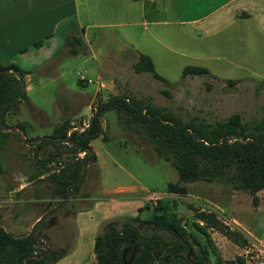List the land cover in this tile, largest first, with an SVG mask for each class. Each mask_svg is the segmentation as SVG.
Here are the masks:
<instances>
[{
  "label": "rangeland",
  "instance_id": "obj_1",
  "mask_svg": "<svg viewBox=\"0 0 264 264\" xmlns=\"http://www.w3.org/2000/svg\"><path fill=\"white\" fill-rule=\"evenodd\" d=\"M225 1L229 0H154L145 23L136 26H107L101 13L97 25L87 31L91 45L86 53L81 50L77 56H69L68 48L64 49L67 57L61 77H23L29 101L19 104L3 124L11 128L24 124L25 133L17 129L25 140L12 132H5L10 133L5 142L0 140V224L7 232L17 238L27 236L46 217V225L38 231L45 235L42 243L56 253L69 251L70 255L77 242L76 212L104 197L101 184L135 182V194H153L154 202L176 201L172 209L187 228L193 229L194 213L199 210L214 212L242 233L248 240L245 246L209 231L213 248L223 260L240 257L245 264H264V189L256 194L257 206L252 195L220 183L186 184L188 193L183 196L167 193L168 184L179 181L177 171L157 157L139 129L122 125L114 111L101 117L105 141L92 142L101 162L86 167L82 183L69 198L56 193L51 175L76 161L67 152L70 146L59 145L58 149L47 142L38 148L43 141L29 143L51 136L64 124L72 127L70 132L81 131L97 102L115 95L143 99L184 121L198 118L215 124L233 114H239L244 123L264 119V0H253L252 7L263 12L253 10L251 18L227 20L217 29L187 24ZM141 54L152 59L156 73L165 81L134 72ZM187 66L205 67L210 74L183 78ZM53 153L59 156L50 164ZM84 156L80 153L77 159ZM145 207L140 210L143 220L156 214ZM52 210L55 212L49 215ZM139 226L143 234L151 233ZM105 228L100 227L96 237ZM162 236L171 239L168 234ZM193 249L198 252L196 246ZM84 258L88 260L90 255ZM215 259L210 255L212 264Z\"/></svg>",
  "mask_w": 264,
  "mask_h": 264
},
{
  "label": "trees",
  "instance_id": "obj_2",
  "mask_svg": "<svg viewBox=\"0 0 264 264\" xmlns=\"http://www.w3.org/2000/svg\"><path fill=\"white\" fill-rule=\"evenodd\" d=\"M41 44L42 41L35 43V46ZM66 48L69 56H77L81 50L87 52L86 44L75 32L66 36ZM11 68L22 79L31 74L15 64L0 63V118L3 115V123L19 104L29 101L27 93L22 94L21 82L12 73L6 72ZM133 70L136 74L149 73L155 79L165 81L156 73L154 63L147 55L138 57ZM209 74L205 67L187 66L182 77ZM110 111L116 113L122 125L139 129L153 145L157 157L169 162L177 171L179 181L168 184L167 193L183 196L188 193L186 184L220 183L252 195L254 205H258L256 194L264 189V119L244 123L239 114H233L215 124L198 118L184 121L143 99L118 95L97 102L88 127L84 130L68 134L72 127L64 124L37 146L40 148L47 142L58 149L59 145L70 146L67 152L76 161L51 175L56 193L63 198H69L70 193L82 183L83 178L80 181L79 178L83 162L86 161L87 168L96 164L97 157L90 143L100 136L105 140L101 117ZM15 127L25 133L24 124L18 123ZM9 134L3 132L0 125L2 142L8 139ZM80 153L85 156L77 159ZM58 156V153H53L48 162L53 163ZM176 206V201H151L145 207L156 212L151 218L143 220L137 216L125 220L120 228L114 225L106 227L95 239L96 264H156V260L158 264H212L210 255L216 258L214 264H245V260L240 257L237 261H225L218 256L209 231H216L238 245L245 246L248 240L242 233L233 230L214 212L199 210L194 213L196 221L192 225L193 229L187 228L183 218L172 209ZM53 212H49V215ZM45 220L46 217L41 218L29 235L18 238L0 224V264H56L66 256L69 251L56 253L50 250L46 253L36 247L42 243L41 237H45L38 233L46 225ZM139 225L151 233L143 234ZM197 232L204 237L205 242ZM162 233L168 234L171 239H165ZM194 246L198 252L194 251Z\"/></svg>",
  "mask_w": 264,
  "mask_h": 264
},
{
  "label": "crops",
  "instance_id": "obj_3",
  "mask_svg": "<svg viewBox=\"0 0 264 264\" xmlns=\"http://www.w3.org/2000/svg\"><path fill=\"white\" fill-rule=\"evenodd\" d=\"M153 2L154 0H0V63L15 64L20 69L31 72L27 76L40 74L41 77L59 78L62 75L63 61L67 57L63 54L65 38L70 32H75L89 47L91 43L86 40L87 31L97 25L98 15H105L107 26H136L145 20ZM253 5L255 6L253 0L225 1L213 8L207 16L187 21V24L206 30L217 29L227 20L251 18L252 13H255L253 10L263 12L261 9H252ZM40 41L42 44L35 46ZM99 138L105 141L102 136ZM92 142L90 146L97 161L101 162ZM137 188L135 182L111 186L101 184L100 190L104 197L93 199L89 208L76 212L74 222L78 233L75 248L56 264L94 263L92 251L100 227H118L117 223L126 218L141 217L140 210L147 202L152 201L153 194H135ZM85 254H89L90 259L85 260Z\"/></svg>",
  "mask_w": 264,
  "mask_h": 264
},
{
  "label": "water",
  "instance_id": "obj_4",
  "mask_svg": "<svg viewBox=\"0 0 264 264\" xmlns=\"http://www.w3.org/2000/svg\"><path fill=\"white\" fill-rule=\"evenodd\" d=\"M6 72L12 73L21 82L22 87H23L22 94L26 93V87H25L24 80L21 78L19 73L13 68L8 69ZM0 125H1V129H2L3 132H12V133L16 134L20 139L25 140L24 137L22 136V134L20 133V131L17 128H11V127L4 126V124H3V115L0 118ZM43 140H44V138H40V139H36V140H30L29 143L32 144V145H36V144L41 143ZM88 154L90 155L91 151H89ZM86 167H87L86 161H84L83 164H82V170H81V173H80L79 181L83 178V176L85 174V171H86ZM36 247L41 249V250H45L46 253H49V251H50V249L44 243H39V244L36 245ZM155 263L158 264V261L156 260Z\"/></svg>",
  "mask_w": 264,
  "mask_h": 264
},
{
  "label": "built area",
  "instance_id": "obj_5",
  "mask_svg": "<svg viewBox=\"0 0 264 264\" xmlns=\"http://www.w3.org/2000/svg\"><path fill=\"white\" fill-rule=\"evenodd\" d=\"M87 127H88V124H84V125L81 127L80 130L82 131V130H84V129L87 128ZM68 134H70V132H69Z\"/></svg>",
  "mask_w": 264,
  "mask_h": 264
}]
</instances>
